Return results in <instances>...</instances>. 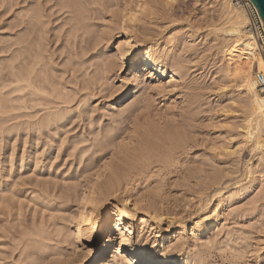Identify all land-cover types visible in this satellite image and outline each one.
Returning a JSON list of instances; mask_svg holds the SVG:
<instances>
[{
	"label": "bare ground",
	"instance_id": "obj_1",
	"mask_svg": "<svg viewBox=\"0 0 264 264\" xmlns=\"http://www.w3.org/2000/svg\"><path fill=\"white\" fill-rule=\"evenodd\" d=\"M16 1L15 5H18L19 1ZM29 1L34 3L33 5L35 7L29 9L30 14L28 15L30 16L25 22L26 25L24 24L27 30L25 36L27 37L24 39L25 41L22 38L20 39L25 42V50L23 49L24 47H19L22 44L18 41L16 43V45H19L18 49L14 51L20 53L23 49L22 53L28 54L26 56V65L22 70L20 69L23 68L20 67L22 64L18 66L12 64V72L11 74L9 73L10 77L8 75L10 81H7L10 82V88H12V92L8 94L11 93L13 100L18 102L16 106L13 105L15 106L14 112L22 109L29 110L27 115L24 114L22 116L29 118L26 134L31 148L30 161L35 162L37 165L43 155L49 154L52 156L53 153L56 152L58 154L60 150L62 151V146L53 145L56 142V135L69 126L73 127L72 130L81 128V123H84L86 120L85 115L87 114L88 116L90 113V102L95 100L96 97H98L97 99H104L109 103L113 102L112 99L114 98L115 101L117 92L124 91L125 88L122 87L114 93L111 91L107 93V89H103L107 83L109 84L113 81L114 77L121 79V83L125 84L126 89L135 85L136 89L142 87V89H147L151 93H154V96H170L175 97L176 100H180L181 102L179 101V103L182 106L179 107L181 108L179 116L182 121L177 123L176 120L178 118L176 117L177 119L174 120V123L177 124L171 123L170 125L167 122V124L165 123L161 127H157L154 124L155 121L153 123L155 126H151L149 122L146 123L149 125H138L135 122L136 124L133 123V127L126 128L127 130L125 131L120 130V128H114L112 124L113 128L111 127L112 129L107 132L105 131V134L101 131L102 133L98 135L97 139H94L95 141H92L93 138H90L92 135L87 136L85 139L83 138L84 140L80 139V142L78 139V141L76 140V146L72 148L73 150L71 149L73 152L77 150L80 143L85 144L90 141L93 143L91 145L89 143L88 147L82 145V149L79 150L81 156L82 153L86 155V153L90 152V148L94 149L91 151L92 155L90 156L89 154L90 160L85 163L87 160H84L83 157L86 156H82L84 164L82 162L83 160H79L81 163L78 162L81 164V169L79 167L76 172L71 175L69 173L70 176L66 177L68 178L66 180L70 183L68 186L59 188L57 187L58 183H52V187H50L51 183L45 184L40 181L38 182L40 179L38 177V180L36 179L35 182L30 181L28 185L15 184L12 190H10L11 187L9 188V191L5 190L6 184L2 182L0 184V193L9 192L7 196L3 195L1 196L2 198L0 197L1 203L7 201L11 207L19 210H22L26 204V207H30L31 211L35 212V214L39 209L37 212H42V216L38 224L41 222L45 224L46 217L44 212L51 210L49 204L45 205L46 202L44 203V201L50 198V195L56 196L57 193H60V195L63 194L61 196L62 198H60L63 203L69 205H71L70 203L76 204L78 208L75 215L65 220V222L68 221L74 228L75 239L73 238L72 241H70L71 239H66L65 241L60 240L62 243H59L60 241L56 242L61 244L60 247L62 250L55 251L53 248L55 253L49 252L52 251L49 246L50 250L46 249L49 250V255L46 254L44 256V252H42V256L44 257L40 260L41 262L49 256L50 258L55 257L52 259L53 263L49 262L51 259L48 261L51 264H106L103 261L110 255L109 248L111 245L114 246L117 243L119 250L124 249V251L122 250L118 254L120 262H115L116 264H192L188 256V250L191 248V245L185 234L186 221L198 211L205 210L194 223L193 227V232H196L197 235H204L208 230L218 225V207L214 210L210 209L211 199L207 198L202 200V198H198V207L196 205V207L194 206L195 208L192 207L193 210L196 208L197 210L188 213L187 206L189 207L190 203L185 202V200L180 201V203L177 200L170 201L168 196L162 194V192L166 191L163 188L165 186L163 183L164 179L161 180L160 178L165 175H162V171L165 173L164 169L170 163L172 151L178 147L182 149L180 147H183L187 142H191L192 140V138H188L185 128L192 126L191 123L194 121L192 112L195 110L193 108L200 101L201 96L199 83H194L190 80L192 70L190 71L189 64L192 61L186 57L187 53L194 51V47L190 48L186 46L188 41L193 40V33L183 34L180 41L176 35L170 34L165 37L167 34L165 35L164 33L172 28L176 21L173 18V9L168 8L169 4L163 0H125L123 3H120L118 0L116 2L114 0H106L102 2L105 6L116 7L117 9H114L115 11L113 12L110 10V7H107L110 12L109 10L106 12V9H104L105 11L103 9L101 10L98 6H95L98 9L93 7L88 8L87 4L93 5L94 0H91L92 2L90 0ZM55 7L56 10H54ZM222 7L226 22H223L224 24L221 25L220 29L215 30V37L222 40L220 47L222 49L223 63L219 67V72L222 74L223 85L228 87L229 84H232L229 86L233 88L231 92H224V95L230 100L231 106L237 105L238 109L240 107V111L244 117L243 122H245L246 132H244L246 134H244L249 141L250 152L258 151L260 154L259 160L262 161L261 163L264 166V89L258 88L254 75L257 67L259 69L262 68L263 61L257 52L255 41L246 32L248 16L244 9L235 7L232 4V0H225ZM63 15L68 16L63 19ZM61 18L63 20L59 24L58 21ZM99 18L103 19L102 22L106 18L110 19L109 22L107 21V25L103 26L100 24L102 26L99 29L103 30L104 28L106 30H103L105 32H99L101 31L99 30L95 32L96 35L93 34L94 32L91 34L89 30H93L94 27L91 25L92 28L90 23L92 24V21ZM56 23L59 25H56ZM104 23H106V20ZM67 26L68 28H66ZM219 35L221 38H219ZM115 38H122L115 44L116 52L112 56L106 55L105 59L102 60L103 64L101 66L99 65L96 76L90 80H83L82 78L83 81L76 80V76L73 77L75 79L74 81L65 78V75L70 74V72L73 75L79 72V67H74L75 64L81 67V71L84 70L83 68L88 61L87 57L90 55V52L102 56L100 50L103 47L107 48ZM64 42L69 45V47H65L67 51L65 55L68 57L67 60L70 61L69 63L74 61V65H70L74 68L73 70L70 69L71 71L67 65L59 62L65 60V58L63 61L61 60L65 52L62 50L59 53ZM178 44L183 47L181 50L177 48ZM78 47H80V50L77 49ZM18 56L20 57L21 55L19 54ZM18 56L17 60L19 58ZM104 56L101 58H104ZM124 69L130 71L127 75L128 77L122 79L119 74ZM10 85L8 84V86ZM4 86L8 88L7 85ZM126 91L125 93L121 92L122 98L126 96ZM1 104L3 102L0 98ZM137 105V112L138 110L140 112L144 111L146 114L143 112L141 114H144L147 119L151 117L150 115L152 113L148 116L152 106L149 100H144ZM7 106L9 107L10 105ZM10 110L13 111L12 109ZM177 110L179 111V109ZM126 111L122 112V116ZM16 117L19 118V115H16ZM170 117L172 119L173 116ZM77 119H80L82 122L76 124ZM111 119L113 120V118ZM166 120L162 121L165 122ZM138 122L140 123V121ZM83 125H86V123ZM83 133L87 134L86 132ZM61 141V143L64 141L65 144L67 140ZM46 147L47 149H45ZM186 147L184 146L182 150L184 151ZM69 153L67 156L70 155ZM73 154L70 155V158ZM247 173L249 175V183L247 182L224 194L217 190L218 192H216L214 197H221L220 202H223L224 199L230 200L238 193L245 192L250 187L248 185L255 181L252 180L254 173L251 168L248 169ZM155 177L160 178L153 180L156 179ZM153 183L156 184L152 185ZM53 196L52 198H54ZM57 196L60 197L59 195ZM35 200L39 203L35 202ZM138 214H143V216L138 218ZM164 222L169 224V227L174 226L175 223L178 224V230L169 238L174 243L168 242L165 236H161L162 242L155 238L152 242L153 246L150 249L148 241H146L148 238L146 234L150 232V234L156 235L155 237H159L160 225ZM105 224L110 227V236L105 241L102 249L97 253H93V256L97 255L96 258L91 259L88 263L83 260H78V256L74 261L68 260L71 257L73 259V256L76 255V249L78 250V248L85 247L88 244L95 245L97 242L95 235L105 232ZM41 233L39 231L33 233L35 241L36 238L42 239L44 237V234L42 236ZM47 240L49 242L51 239ZM158 240L160 243H157ZM36 242L38 243V241ZM42 242L41 245L48 247L44 245V241ZM158 244L164 250L171 253L156 252V246ZM39 258L41 259V257ZM54 259L57 260L55 261ZM202 262L201 260L197 264H202Z\"/></svg>",
	"mask_w": 264,
	"mask_h": 264
},
{
	"label": "rangeland",
	"instance_id": "obj_2",
	"mask_svg": "<svg viewBox=\"0 0 264 264\" xmlns=\"http://www.w3.org/2000/svg\"><path fill=\"white\" fill-rule=\"evenodd\" d=\"M18 1L19 4L15 5V3L17 2L16 0H0V86H2L0 87V98L3 102V104L0 105V109H2L0 110V184L2 182L6 184L5 190H9L10 187V190H12L15 184L28 185L30 181L35 182L36 179L38 180L39 178L40 179L38 180V182L40 181L45 184L51 183L50 187H52V183H58L57 187L59 188L68 186L70 183L68 180H66L68 179L66 177H69L71 174L76 172L79 167V169H81V164L79 163H81L80 161L83 160L82 156L87 157L88 154L87 158L83 157L84 160H87L85 161V163L90 160V156L92 155L91 151H93L94 148H90V152L86 153V155H83L82 153V156L79 150L82 149L83 146L88 147L89 143L91 145V143H93L92 141H95L94 139H97L99 134H101L102 132L103 134H105L104 132L109 131L113 128V126L114 128H120V130L125 131L127 130L126 128L133 127V123L135 122L138 123V125L150 124L151 126L156 125L157 127H161L165 123L167 124V122L171 125V123L177 124L178 122L180 123L182 121L181 117L179 116V113L181 112V108L179 107L182 106L179 103L180 100H176L175 97L173 98L170 96H154V93H151L147 89H142V87L136 89L135 85H132L128 89H126L125 84L121 83V79L114 77L113 81L109 83L110 85L107 83L106 85L108 86L105 85L103 89H107V93H109L110 91L114 93L115 91H118L120 88L124 87L125 90H127L126 96L123 98L121 97L122 93H125V90L117 92L116 100L114 101L115 98L112 99L113 102L111 103L106 102L104 99H97L98 97H96L95 100L90 102V113L88 114V116L87 114L85 115L86 120L84 121V123H86L87 126L83 125L84 123L80 121V119H77L76 124L82 122L81 128L72 130L73 127L69 126L56 135V142L52 144L55 146H62V151L60 150L58 154L55 152L57 155L55 153H53L52 156L49 154L43 155L39 160V164L37 163V165L35 162L30 161L31 148L26 134V129L28 127L27 122L29 118L26 116H22L24 114L27 115L29 113V110H27V112L26 110L22 109L14 112V107L18 104V102L13 100V95L11 93V96L10 94H8L9 92H12V88H10V82L7 81H10L9 77L12 72L11 67L13 65L18 66L19 64H22V66L20 67L23 68L18 67L22 70L26 65V56L28 54L22 53L23 49L25 50V42L23 41H25L24 39H26L27 37L25 36V33H27L25 22L30 16L28 15L30 14L29 9L35 7L33 5L34 3H31L29 0ZM94 1L95 2L92 3L93 5L87 4V7L97 8L95 6H98L99 9H106V12H108L107 10H109L108 8L110 6H105L104 3H102L106 0ZM118 1L120 3H123L125 0ZM163 1H166L165 3L169 4L168 8H170L171 10L173 9V18L176 21L173 26L171 25L172 28L168 29L167 32L164 33L165 35L167 34L165 37L170 34L176 35L178 37L177 39H179L180 41L183 34L185 35L187 33H193V40L188 41V43H186V46L190 48L194 47V51H190V53H187L186 57H188L189 60L192 61L189 64L190 71L192 70L190 73V80H192V82L194 83H199V86L201 87V96L200 101L193 108L195 110H193L192 112V118L194 119V121H192L191 123L192 126L185 128L188 138H192L191 142H193H187V144L190 145H184L187 146L186 148H184V151L182 150L184 146L180 147L182 149H179L178 147L172 151V158L170 160V163H168L169 166L166 165L167 168L165 167L166 169H164L165 173L162 171V175H165L162 176L163 178L159 177L161 180L164 179L163 183L165 186H163V188L166 192H162V194L168 196L170 198V201L177 200L179 201L178 203H180V201L185 200V202L190 203L189 207L187 206L188 213H192V211L197 210V208L194 210L193 208L197 206L199 201L198 198H202V200L207 198L211 199V203L209 206L210 209L214 210L218 207V225L215 228H211L210 230H208L206 233H204V235H197L196 232H193V227L194 223L198 220L199 216L204 213L205 210L198 211L195 214L196 216L193 215L194 217L192 216L186 221L187 226L185 234L188 242H190L191 245V248L188 250V256L192 264H197V262H200L201 260L203 261L202 264H264V166L261 163L262 161L259 160V152H250L251 150L249 141L247 139V136L245 135L246 129L245 122H243L244 117L240 111V107L238 109L237 105L231 106L230 100L224 95V92L232 91L233 88L229 86L232 84H229L228 87H226V85H223L224 82L222 74L219 72V67L223 63L221 51L222 49L220 47L222 40L215 37V30L218 28L220 29L221 25L226 22V18L223 15L222 10L223 2H225V0ZM233 1L234 0H232V4L236 7ZM114 2H116V0H114ZM114 9L116 10L117 8L110 7V10H112V12L115 11ZM54 10H56V7L54 8ZM66 16L68 15H63L62 18L64 19ZM62 18L60 21H58L59 24L62 22ZM105 20L106 23H104ZM105 20L104 22H102L103 19L99 18L92 21L93 23H95V25H97L95 26L93 25V23H90V26L92 25L94 27L93 28L91 26L93 30H89L91 34L92 32H94L93 34L96 35L95 32H98L99 30H101L99 32L106 30L104 28L103 30L99 29L100 26L107 25L110 19L106 18ZM58 23H56V25H59ZM66 28H68V26ZM21 38L23 41L20 40ZM219 38H221V36ZM120 39L122 38L113 39L111 41V44L109 45L110 47H103L100 50L102 56L105 55L104 58H101L102 56L100 54H93L94 52H90V55L87 57L88 61L85 63L86 70L84 66V70L81 71V67L75 64L74 67H79V70L77 69L79 72H77V74L74 73L75 75L70 72V74L65 75V78H67V80L71 79L73 81L75 80L73 78L75 76L76 80L78 81L92 79L97 75L99 65L101 66L103 64L102 60L105 59L106 55L112 56V54H115V44H117ZM18 41L22 44L21 46L16 45ZM65 44L66 46H64ZM18 46L24 47L20 53L14 52L17 51ZM61 47L62 48H60L59 53H61L62 50L63 52H65L61 60L63 61L65 58L63 62L67 63L64 64L61 61L59 62L63 65H67L69 70H73V66L70 65H74V61L69 63L70 61L67 60L68 57H66L65 55L67 53L65 47H69V45L64 42ZM79 48L80 47H78L77 49ZM177 48L181 50L183 47L178 44ZM16 54L21 55L20 57L17 55L19 57L18 60ZM12 55L15 57H13ZM99 56L101 57L99 58ZM19 59L22 61H20ZM96 59H100L101 62H99L100 60L97 61ZM94 67H97V69H95ZM129 71L130 70L124 69L121 71L119 76L122 79L127 78ZM8 84L10 86H8ZM4 85H7L8 88ZM224 87L226 88L224 89ZM144 100H149L152 105L151 110L149 109L151 112L148 114V116L151 113L152 114L150 115V118L148 117V119L146 116H144L146 112L141 111L144 113L141 114L139 110L138 112L136 111V108L138 106L137 104L141 103ZM7 105L10 106L8 107ZM175 107L176 109H174ZM10 109H12L13 111H11ZM177 109H179V111ZM123 111L126 112L122 116ZM16 115H19V118H15ZM142 115L144 118L142 117ZM170 116H173L172 119ZM111 118H113V120ZM149 119H153V122H150ZM162 120L166 121L163 122ZM174 120H176L177 123H174ZM138 121H140V123ZM148 122L149 124H146ZM188 128L190 129L188 130ZM83 132H86L88 135ZM87 136H91L90 138H93V140L85 144L80 143L81 145H78V148L75 151L76 153L73 152L72 148L76 146V140L78 141L79 139L80 142V139L84 140ZM60 139L67 141H65L66 143L64 144V141L63 143H61L62 141ZM45 149H47V147ZM67 149L70 150L68 151ZM66 152H70V155L73 153L74 154L70 158V155L67 156L68 153L66 154ZM84 160L82 161L83 164ZM75 161L79 163L77 164ZM249 168H251L252 172L254 173L252 175V180L255 181L248 185L250 187H248L245 192L243 191L242 193H238L230 200L224 199V203L220 202L221 197H214L216 192L218 191H221L222 194H224L230 190L236 189L237 187L246 184L247 182L249 183V175L247 173ZM57 175L60 176L57 177ZM155 178L156 179L153 180L159 179L158 177ZM155 184L156 183H153L152 185ZM8 192L6 191L5 193H0V197L3 195L7 196ZM57 195H59L60 197H58ZM57 195L49 196L51 198H49L50 203L49 199L44 201V203L46 202L45 205L49 204V207L51 208L49 212H47L48 210L44 212L47 221L46 223L44 217L43 220L45 221V224H42L44 222H39L40 224H38V221H41L42 216V212H37L39 211V209L35 214V212L31 211L30 207H26V204L24 205L22 210H19L17 208L14 209L13 207H11L7 201L4 203H1L0 201V264L53 263L52 259L55 257L50 258L49 256H47V258H45L43 262H41L40 260H42V257H44L49 252L55 253V251L62 250V248L60 247L61 244H59L62 243L61 241H65L66 239H71L70 241H72L73 238L75 239L74 228L68 223V221L65 222V220H67V218L69 219L72 215H75L78 207L75 203H70L71 205L63 203L62 200H60L63 194L60 195V193H57ZM52 196L54 198H52ZM35 202H37V200H35ZM138 215V218H141L143 216V214ZM41 224L42 228L40 227ZM168 225L169 224H167L166 222L160 225L161 230L160 233H158L159 237H155L156 235L154 236V234H150V232L146 234V236L148 237L146 241H148L150 249L153 246L152 242L155 238L161 240L160 242H162L161 236H165L166 240L168 239V242H172V244L174 243V241H171L169 238H171L173 234L178 230V224L175 223L174 226L170 227ZM104 226H106V224ZM105 229L106 230L104 233L95 235L97 237V242L95 243V245L88 244L85 247L78 248V250L76 249V255H74L75 257L73 256V259L72 257L68 258V260L70 259L74 261L78 256V260H83L84 262L88 263L91 259L96 258L97 255L93 256V253H97L99 250H101L105 241L110 236V227L107 225ZM36 231H39L40 233L42 232V236L44 234V237L42 239L36 238V241H38V243L41 242L39 244L35 241V237L33 236V233ZM47 239L51 240H49L48 242ZM41 240L44 241V245H47L48 247L41 245L43 243ZM159 240L157 243H160ZM45 241H47L46 244ZM159 245L160 244L156 246V252L169 254L171 253L164 250L163 247ZM49 246L52 251H49ZM53 248L55 251H53ZM122 250L124 251V249L119 250V246L117 243L114 246L111 245V247L109 248L110 255L103 262L106 264H116L117 262H120L118 254ZM42 252H44V256H42ZM188 256L186 255V257ZM39 257H41V259ZM50 259L51 261H49ZM54 260L56 261L57 259Z\"/></svg>",
	"mask_w": 264,
	"mask_h": 264
},
{
	"label": "built area",
	"instance_id": "obj_3",
	"mask_svg": "<svg viewBox=\"0 0 264 264\" xmlns=\"http://www.w3.org/2000/svg\"><path fill=\"white\" fill-rule=\"evenodd\" d=\"M233 2L237 7L244 9L248 16L246 32L255 41L257 52L263 61L262 68L257 67L254 71L255 80L258 88L264 89V22L251 0H234Z\"/></svg>",
	"mask_w": 264,
	"mask_h": 264
},
{
	"label": "water",
	"instance_id": "obj_4",
	"mask_svg": "<svg viewBox=\"0 0 264 264\" xmlns=\"http://www.w3.org/2000/svg\"><path fill=\"white\" fill-rule=\"evenodd\" d=\"M257 8L263 22H264V0H251Z\"/></svg>",
	"mask_w": 264,
	"mask_h": 264
}]
</instances>
